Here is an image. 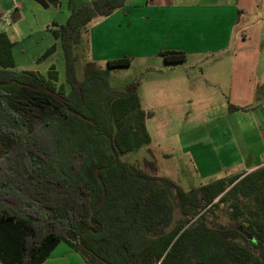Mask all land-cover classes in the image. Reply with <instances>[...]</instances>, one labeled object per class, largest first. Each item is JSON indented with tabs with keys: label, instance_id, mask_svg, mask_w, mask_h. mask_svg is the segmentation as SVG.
Instances as JSON below:
<instances>
[{
	"label": "trees",
	"instance_id": "16d2710c",
	"mask_svg": "<svg viewBox=\"0 0 264 264\" xmlns=\"http://www.w3.org/2000/svg\"><path fill=\"white\" fill-rule=\"evenodd\" d=\"M126 2L84 4L48 29L55 43L39 60L60 44L68 90L54 66L47 76L13 72L14 44L0 32V83L9 84L0 87V262L43 264L64 242L86 264H264V166L188 193L147 175L120 157L133 151L136 130L151 143L153 113L142 109L135 84L118 94L108 82L111 69L132 60L108 61L104 70L88 62L78 81L77 47L89 55L94 21ZM159 56L168 65L188 59L183 51ZM99 178L106 198L92 216L103 196ZM229 201L231 224L210 228L205 214ZM176 210L185 218L176 220Z\"/></svg>",
	"mask_w": 264,
	"mask_h": 264
},
{
	"label": "crops",
	"instance_id": "0c3cea01",
	"mask_svg": "<svg viewBox=\"0 0 264 264\" xmlns=\"http://www.w3.org/2000/svg\"><path fill=\"white\" fill-rule=\"evenodd\" d=\"M29 1L36 4L30 7L37 12L44 8L36 0H0V21L4 23L7 15L15 19L16 26L20 20L25 21ZM83 4L71 6L70 15ZM66 17L62 16V21ZM4 29L0 25V32ZM90 39L91 57L100 62L125 55L163 60L160 52H185V63L168 67L175 71L172 76L147 83L151 91H158L162 83L168 85L170 97L180 98L177 101L181 102L196 101L195 112L205 107L197 105L208 94L203 93V83L224 91L228 106L222 109L221 117L228 142L217 149L219 155H214L223 165L219 172L227 173V177L232 172L250 173L264 166V0H127L123 9L94 21ZM152 65L166 68L161 62ZM146 87L144 99L152 96L158 101L162 94L151 93L148 98ZM167 115L173 118L179 114ZM221 154L227 158H221ZM196 155L204 159L202 154ZM226 162L229 165L225 166ZM43 264L86 263L78 252L61 242Z\"/></svg>",
	"mask_w": 264,
	"mask_h": 264
},
{
	"label": "rangeland",
	"instance_id": "374dc122",
	"mask_svg": "<svg viewBox=\"0 0 264 264\" xmlns=\"http://www.w3.org/2000/svg\"><path fill=\"white\" fill-rule=\"evenodd\" d=\"M88 1L90 0H59L58 6H52L48 10L38 8L39 12L35 11V8L32 9L30 7H34L36 4L29 1L26 4L28 14L25 21L20 20L16 26L15 19L10 15L6 16L4 23L0 21V25L5 28L4 32L8 34L14 44L12 55L15 67L12 71L16 73L34 71L47 76L51 67L54 66L59 73L58 85H66L65 61L60 44L55 54L41 61L39 59L55 43L52 34L48 31L52 23H54L50 20H59L64 25L70 17L71 6H75V4L81 5L83 2L84 4H89ZM62 16H67L65 21H62ZM89 44V55L86 52L83 53L82 44L76 49V54L79 56L77 63V79L79 82L84 80L88 62H92L94 68L97 69L104 70L107 68V62L93 61L91 57V39ZM125 57L132 60L131 65L124 68L111 69L108 77L109 85L116 93L121 94L135 84L142 109L152 112L153 116L146 121L151 143L145 145L139 131H134L135 147L132 152L121 156V161L138 168L147 175L167 178L187 193L208 184L210 181L213 182L226 177L227 173L219 172L223 165L214 156L219 155L220 153L217 149L223 143L228 142L226 135L223 133L226 129H224V120L221 117L222 109L228 106L227 95L224 94V91L222 92L219 88L203 83L201 85L203 93L207 92L208 94L197 105L202 104L205 107L198 108L199 112H195L196 101L181 102L177 101L180 98L170 97L167 93L171 89L170 86L162 83L159 85L158 91H151V88L147 85V83H152L157 78L163 80V78L166 79L172 76L175 71L168 67H174L173 65L164 64V60L161 59L149 60L143 58L139 60L130 55L117 59ZM157 62H161L166 68L159 69V67L152 65ZM150 68H153V71H150ZM1 69L2 67L0 66ZM145 86H147V93L150 91L148 98L151 93L159 94L160 92L162 94L160 99L158 101L153 100L151 96L146 101L144 99ZM66 88L68 90L67 85ZM147 106L152 107V109H149V107L147 109ZM172 109L176 111L172 112ZM171 113L179 115L172 118L167 115ZM212 148H214L213 151ZM197 150L199 151L197 152ZM198 153L202 154L203 160L200 159V161L197 158L196 154ZM225 157L227 158V155L221 154V158ZM231 160L234 161V158ZM227 165L229 163L226 162L225 166ZM228 168L232 170V167L229 166ZM229 174L234 175L235 173ZM232 212L229 201L219 204L212 212L205 214V211H203L202 214L206 215L205 221L210 228H218L231 224L233 221ZM183 218L185 217L176 210L175 219L181 220ZM256 253L257 251H255Z\"/></svg>",
	"mask_w": 264,
	"mask_h": 264
},
{
	"label": "water",
	"instance_id": "95a60500",
	"mask_svg": "<svg viewBox=\"0 0 264 264\" xmlns=\"http://www.w3.org/2000/svg\"><path fill=\"white\" fill-rule=\"evenodd\" d=\"M9 85L8 83H0V87H3V86H7ZM70 113L74 114V115H77L76 113L72 112L71 110H68ZM98 173L99 171H97V176H98ZM99 182L101 183V186H102V190H103V196H102V200L101 202L97 205V207L94 209L93 213H92V216L96 213V211L101 207V205L103 204V202L105 201V198H106V189H105V186L103 184V181L99 178ZM250 238V236H249ZM101 262H103L102 260H100ZM105 264H107L106 262H104Z\"/></svg>",
	"mask_w": 264,
	"mask_h": 264
}]
</instances>
